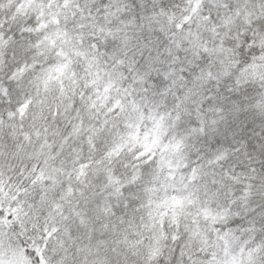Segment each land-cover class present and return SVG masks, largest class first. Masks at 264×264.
<instances>
[{"label":"snow or ice","instance_id":"obj_1","mask_svg":"<svg viewBox=\"0 0 264 264\" xmlns=\"http://www.w3.org/2000/svg\"><path fill=\"white\" fill-rule=\"evenodd\" d=\"M0 264H264V0H0Z\"/></svg>","mask_w":264,"mask_h":264}]
</instances>
